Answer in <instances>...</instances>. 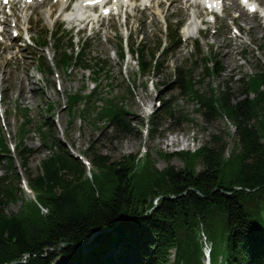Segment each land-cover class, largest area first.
I'll use <instances>...</instances> for the list:
<instances>
[{
  "label": "trees",
  "instance_id": "16d2710c",
  "mask_svg": "<svg viewBox=\"0 0 264 264\" xmlns=\"http://www.w3.org/2000/svg\"><path fill=\"white\" fill-rule=\"evenodd\" d=\"M180 23H166L158 54L151 52L147 57L144 43L136 39L130 43L128 51L142 76L156 72L161 67L159 55L181 44ZM33 32L37 39L42 37L40 45L35 44L39 48L49 44L51 34H60L58 27L53 32ZM54 40V64L67 71L81 66L95 75V81L107 73L104 62L93 59L86 64L85 47H67L61 35ZM194 45L197 48L198 42ZM118 47L117 55L123 59L122 39ZM216 58L217 54L204 56L208 75L221 71L216 70ZM36 68L51 73L43 55L37 56ZM173 71L172 82L198 102L194 110L205 122L221 116L231 122L230 151L226 153L221 136L212 134L208 143L192 151L159 150V156L167 160L181 158L183 166L158 169L147 153L143 158L128 154L113 159L87 148L88 173L56 136L53 123L43 120L37 130L47 154L28 175L34 199L7 213L5 207L20 191L14 156L26 169L29 157L38 150L23 141L10 150L0 124V163L7 165L0 175V264H53L59 257L56 264H204L205 248H209L210 264L219 250L224 264H264V70L240 78L245 97L236 101L229 90L195 89L192 68L178 66ZM94 99V92L66 91L69 122L76 114L85 122L92 119L97 128L102 121L111 128L110 140L132 134L135 120L144 123L142 118H131L126 106L116 100H106L92 112ZM45 109L53 115L52 103ZM162 116L179 119V125L194 121L177 111L171 100H162L149 118V135L158 133ZM22 119L20 136L31 124L27 108Z\"/></svg>",
  "mask_w": 264,
  "mask_h": 264
},
{
  "label": "rangeland",
  "instance_id": "374dc122",
  "mask_svg": "<svg viewBox=\"0 0 264 264\" xmlns=\"http://www.w3.org/2000/svg\"><path fill=\"white\" fill-rule=\"evenodd\" d=\"M233 1L239 7V0ZM233 1L222 0L223 5L216 9L215 13H210L200 5L202 12L198 17L200 24L197 32L191 38L185 39L181 28L182 43L166 55L160 54L158 58L161 67L146 76L140 74L136 58L128 51L123 59L118 57L119 39H122L127 48L134 39L144 43L147 57L151 52L158 54L166 23L173 25L179 21L184 25L191 16L190 7L186 8L185 4L188 3L184 0H132L128 5H123L119 13L100 17L95 23L83 22L86 25L81 31L78 30L80 25L70 27L63 19L58 18L59 14H56L59 5L58 2L53 4V0H44L41 4L24 9L22 4L12 2L9 8L2 10L0 30L5 33L0 35V66L3 69L0 71L1 132L12 151L14 145L22 141L32 149L38 150L29 157L26 169L21 168L19 160L14 156L20 191L17 190L15 200L8 203L5 211L17 212L23 201L34 199V193L28 186V175L35 172L39 161L47 154L37 130V125L43 120L53 123L56 136L74 156L85 162L87 170L91 169L87 148L100 150L113 159L128 154H137L143 158L147 153L158 169L169 164L176 168L183 166L181 158L167 160L159 156V150L167 153L192 151L208 143L212 134L221 136L226 153L229 152L234 140L231 122L224 116L205 122L194 110L198 102L183 93L172 81L175 67L192 68L194 88L198 91H207L210 88L217 91L229 90L233 101L245 97L239 87L240 78L254 74L258 69L264 70V0H254L258 3V8L249 16L241 15L242 11L232 6ZM49 8L53 13L45 18L43 14ZM7 11H11L13 18L7 20L6 25L2 22V16L6 15ZM93 12L99 14L100 9L93 8ZM11 19L17 20V23ZM55 27L59 28L60 34H51L46 47L39 48L34 45V42L40 45L39 39L42 37L37 39L33 31L38 33L42 30L44 33ZM25 28L28 29L29 38L25 35ZM15 32L18 34L14 35ZM235 34H239L242 39L235 38ZM59 35L66 38L63 45L67 47L70 44L77 46L78 50L81 46L85 47L88 58L86 64L91 65L93 59L104 62L107 73H102L95 81L92 79L95 75L83 70L81 66H72L67 71L65 66L54 64V39ZM194 41L198 42L197 48ZM211 54H217L216 70L221 71L208 75L205 71L204 56ZM42 55L50 65L51 73L47 69H44L43 73L37 70V56ZM68 90L94 92L92 112H95L96 107L104 106L106 100H116L126 106L131 118H142L144 123L135 120V130L132 134L110 140L111 128L109 125L104 126L102 121H96L99 126L97 128L92 119L85 122L76 114L69 122L70 115L64 107L65 92ZM162 100H171L177 111H182L194 119L193 123L185 121L179 125V119L162 116L158 133L149 135V118L157 111ZM47 103L53 104V115L46 111ZM26 108L31 124L27 127V132L20 136L19 126ZM200 167L197 163V169ZM6 169V162H1L0 175L4 174ZM222 256L224 253L219 250L212 263L224 264V258L220 260ZM25 260L26 258H22V261ZM60 260V257L57 258L53 264Z\"/></svg>",
  "mask_w": 264,
  "mask_h": 264
},
{
  "label": "bare ground",
  "instance_id": "6f19581e",
  "mask_svg": "<svg viewBox=\"0 0 264 264\" xmlns=\"http://www.w3.org/2000/svg\"><path fill=\"white\" fill-rule=\"evenodd\" d=\"M2 0H0V12L2 10H4L5 8H7V6L12 3V2H18L20 4H22L21 0H10L7 3H2ZM44 0H32L31 3H25L24 5L22 4L21 6L22 9L24 8H28L31 5H36V4H41ZM106 0H75L71 3V7H67L68 5V0H53V4L54 2H58L59 5V9L57 8L58 12H57V16L58 18H60L61 20L63 19L68 26L72 27V26H76V25H80L78 26L79 29L83 28L86 24H90L91 22L95 23L96 21H98V19L100 17H105L106 15H103V8L107 7V5L104 4H108V2L105 3ZM132 0H115L112 1V3L110 4V9L113 10L114 7H116L118 4H123V5H128V2L130 3ZM142 2H148L149 0H141ZM186 3L185 4L186 8L189 9L190 7V11H191V16L188 18L187 22L185 23V25L182 28V33L185 37V39H189L191 38L196 32H197V21H198V17L201 14L202 10L199 7L200 4L202 5H206L209 4L210 5V9L211 10H215L220 8V2L222 0H184ZM233 1V0H232ZM247 0H240L238 2L239 7H241V9L236 6L235 2L233 1L232 6L238 8L239 10L242 11L241 15H248L250 14V12L248 11L247 6L245 7V3ZM94 3L93 5L91 3ZM51 3V2H50ZM252 4H255V1L252 2ZM122 5V6H123ZM223 5V2L222 4ZM96 6H102L100 8V12L99 14H97L96 12H93V8H95ZM122 6H121V10H122ZM198 6V8L201 10H198V8L196 9V7ZM51 7V6H49ZM48 11L44 12V16L45 18L50 17L51 14L53 13V10L50 8L47 9ZM262 11H264V7L262 8ZM240 16V13L238 15V17ZM264 17V15H262ZM2 22L5 23L7 25V20H9L12 17V14L8 15V12H6V15L2 16ZM11 21L16 22L14 19H11ZM83 22H86V24H84ZM82 23V24H81ZM4 24V25H5ZM94 26V24H93ZM92 26V27H93ZM5 29V28H4ZM13 30H16L14 27L12 28ZM6 30V29H5ZM97 31V30H96ZM5 33V32H4ZM2 31H0V35L4 34ZM242 33V31H241ZM235 38L239 39L241 38V36L239 34H235ZM242 39V38H241ZM243 40H241L242 42ZM6 47H4L5 49ZM8 49V48H7ZM6 49V50H7ZM3 69L0 66V71H2Z\"/></svg>",
  "mask_w": 264,
  "mask_h": 264
},
{
  "label": "built area",
  "instance_id": "2783aa9c",
  "mask_svg": "<svg viewBox=\"0 0 264 264\" xmlns=\"http://www.w3.org/2000/svg\"><path fill=\"white\" fill-rule=\"evenodd\" d=\"M41 210H42V212H46L47 211L46 208H44V207H41ZM22 258L25 259L26 258V255H23Z\"/></svg>",
  "mask_w": 264,
  "mask_h": 264
},
{
  "label": "snow or ice",
  "instance_id": "6c2138e0",
  "mask_svg": "<svg viewBox=\"0 0 264 264\" xmlns=\"http://www.w3.org/2000/svg\"><path fill=\"white\" fill-rule=\"evenodd\" d=\"M5 2H7V0H5Z\"/></svg>",
  "mask_w": 264,
  "mask_h": 264
}]
</instances>
